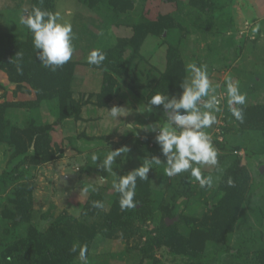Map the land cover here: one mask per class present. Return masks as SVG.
<instances>
[{
    "label": "rangeland",
    "instance_id": "1",
    "mask_svg": "<svg viewBox=\"0 0 264 264\" xmlns=\"http://www.w3.org/2000/svg\"><path fill=\"white\" fill-rule=\"evenodd\" d=\"M133 1L131 7L116 13L108 0H53L52 13L60 14L58 22L72 25L74 98H89L100 89L104 71L89 66L87 60L93 49L130 37L134 24L154 21L159 14L171 13L175 23L161 34L146 36L139 57L133 61L136 69L134 67V76L130 74L132 81L112 74L118 83L107 107H97L94 98L90 97L91 102L81 108L79 120L68 119L55 125L52 139L53 147L59 149V157L30 167L26 176L33 195V222H39L41 228L47 225L42 214L55 217L66 210L81 217V206L95 189L105 194L101 211L107 210L115 189L113 183L118 182L120 176L140 167L144 158L151 159L152 156L162 161L148 173L153 212L156 213L159 203L169 201L174 185L172 180L167 179L164 171L166 156L155 139L158 129L168 121L149 110L140 97L147 92L148 84L152 86L158 74L164 71L167 46L176 47L181 53L186 78L189 76L187 66L196 64L206 70L215 89L197 102L202 108L211 97L217 99L220 110L214 112L216 123L204 129L210 135L212 144L214 138L224 140L223 127L229 126L232 121L230 114L225 112L229 106V80L238 83L240 92L246 95L245 104L264 103V0H206L209 6L205 12L198 11L188 0ZM29 5L30 0H0V57L5 46L4 34H12L18 39L25 37L26 25L21 23V16ZM0 83H7L6 74L2 71ZM7 88L3 96L4 89L0 87V101L33 98L32 93L19 91L13 96L11 90H14V85ZM55 106L54 101L43 102L34 110L13 106L6 110V118L19 128L24 127L30 117L39 123H52L58 117ZM112 106L122 107L123 115L117 119L110 117L108 109ZM152 128L157 131H152ZM123 146H127L129 151L116 158L113 170L103 169L101 164L108 152ZM250 146L248 152L241 149L236 153L248 169L250 185L234 229L226 243L206 245L198 259L201 264H255L253 253L264 248V148L261 147L264 144L253 142ZM215 149L217 153H224L225 163L230 155H235L230 150ZM10 154L9 147L5 143L0 144V173L8 166ZM93 155L99 157L97 161L92 160ZM225 163L218 167V171L215 165H195L200 167L203 177L211 178L212 184L199 196L198 192L204 187L193 180L192 183L197 186L195 193L188 200L178 197L174 210L177 216L182 213L201 217L206 212L205 202L214 200L210 196ZM11 187L10 184L5 189L0 187V240L8 235L6 228L10 223L1 215V210L4 206L11 207L8 201ZM90 220L99 221L100 217L95 215ZM177 222L181 232L186 233L187 225L180 220ZM156 224L157 218L152 221L147 219L144 223L136 222L137 228L127 236L119 234L104 238L97 235L90 256L86 258L87 264H146L137 246L145 240V232L152 230ZM24 232L23 226L19 233ZM238 248L242 252L234 254ZM154 256L160 264L189 262L185 257L171 255L166 248L159 249ZM76 261L85 264V260Z\"/></svg>",
    "mask_w": 264,
    "mask_h": 264
},
{
    "label": "trees",
    "instance_id": "2",
    "mask_svg": "<svg viewBox=\"0 0 264 264\" xmlns=\"http://www.w3.org/2000/svg\"><path fill=\"white\" fill-rule=\"evenodd\" d=\"M98 2V0H94ZM114 12H123L133 5V0H108ZM94 2V3H95ZM191 6L198 11L205 12L208 5L206 0H188ZM53 0H30V5L24 13L26 17L34 7L52 13ZM171 13L159 14L154 21L136 23L132 26L130 37L120 38L114 44H107L98 50L105 54V60L100 65L89 64L104 71L100 89L91 94L97 107H107L114 97L117 77H127L132 81L135 64L133 61L139 57L140 47L149 34H161L164 30L174 25ZM5 46L0 57V71L6 74L7 83H0L4 89L3 96L8 91V85H14L12 95L16 91L32 93L29 100L0 101V144L5 143L11 150L10 162L0 173V187L6 188L10 184V208L4 206L1 215L9 221L6 228L7 237L0 240V264H79L80 248L86 247V258L97 235L104 238H113L119 234L127 236L137 227L135 223H144L147 219L157 218V224L146 233L145 240L137 247L146 264H160L154 255L161 248L173 256L185 257L187 264H201L199 257L205 251L208 243H226L228 236L234 229L238 213L245 202L246 193L250 185V174L245 165L241 163V156L236 153L243 149L251 150L253 142L264 144V103L235 105L243 111V121L237 120L228 107L226 114H230L232 121L229 126H224L222 134L224 140L213 139L215 148L230 150L235 155L229 156V161L223 162L224 153H217L216 170L224 165L218 174L216 187L211 194L212 201H206V212L201 217H190L185 214L175 213L178 197L188 200L194 195L197 187L192 181L196 180L191 171L182 172L172 180L174 185L169 201L159 203L156 213L153 212L150 198V176L148 179L137 178L134 202L136 207L121 209V195L115 189L110 198L108 209L101 211L102 207H94L93 201L104 202L105 194L97 189L91 193L81 206L80 216L61 211L55 217L41 215L47 220V225L39 226L33 222V195L31 185L26 180L30 167L37 166L59 157L54 148L52 132L56 124L65 120H79L81 108L85 103L91 102L89 98H74L72 79L75 61L70 59L63 66L46 68L41 63L38 53L33 45V34L26 26L25 37L18 39L12 34H4ZM17 53L20 54L19 59ZM17 65L20 71L17 70ZM136 69V67H135ZM186 67L181 53L176 47L167 46L166 64L164 71L158 74L155 83L140 97L147 108L168 121L163 106H154L151 98L157 94L168 95L171 100L178 99L182 92L181 84L186 79ZM134 76V75H133ZM131 87L130 84H128ZM54 101L58 117L52 123H39L30 117L24 127L12 125L6 118L9 107H23L25 110L38 109L41 103ZM234 107V106H233ZM184 113V109L179 110ZM174 126V125H173ZM175 127V126H174ZM179 132L181 129H176ZM229 135L230 137H225ZM262 149L264 148L261 146ZM227 157V156H226ZM195 166V165H194ZM218 171V170H217ZM229 179L233 181L228 184ZM197 181V180H196ZM209 188L205 186L200 190L199 196ZM1 189V188H0ZM95 215L99 221L90 220ZM165 218L174 219L172 224H166ZM88 219V221H87ZM187 225V232H181L179 223ZM25 227V232L20 234V228ZM241 248L236 250L238 254ZM255 264H264V248L253 253Z\"/></svg>",
    "mask_w": 264,
    "mask_h": 264
},
{
    "label": "clouds",
    "instance_id": "3",
    "mask_svg": "<svg viewBox=\"0 0 264 264\" xmlns=\"http://www.w3.org/2000/svg\"><path fill=\"white\" fill-rule=\"evenodd\" d=\"M59 13H51L34 7L28 15L21 16V23L26 25L33 34V45L39 49V59L44 67L52 68L63 66L72 56V25L69 22H58ZM20 54L17 53L19 59ZM105 54L93 49L87 57L88 63L100 65L105 60ZM17 70L20 71L19 65ZM189 76L181 84L182 92L179 98L169 99L168 95L160 93L155 94L150 103L154 106H163L164 110L176 109L177 111L168 115V123L160 127L155 137L156 142L161 146L163 154L166 156L165 174L169 177L178 175L182 172L191 171L201 187L211 186L210 177L202 176L201 169L194 165H215L217 164V150L214 148L210 135L204 129L210 128L216 123L214 112H218V102L215 96L207 100L202 108L198 106L201 97L209 96L212 88L210 79L205 69L198 67L196 64L187 66ZM228 105L232 115L240 121H243V111L241 108L233 105H244L246 95L239 90L238 83L230 80L227 82ZM122 107L112 106L108 112L110 117L117 119L123 115ZM184 109L186 114H180L179 110ZM203 109V110H202ZM173 125L175 127H173ZM176 129H181L178 133ZM127 146L111 150L104 157L101 167L107 171H112V166L121 153H127ZM97 155L92 156L93 161L98 160ZM162 161L157 156L151 159L144 158L140 167L128 172L126 175L119 177L118 182L113 183L115 190L120 193L121 209L134 208L135 188L137 178L148 179V173L153 166L161 165ZM233 181L229 179L228 184L231 186ZM87 191V189H85ZM94 207H103L102 202L93 201ZM86 247L80 248V258L86 259Z\"/></svg>",
    "mask_w": 264,
    "mask_h": 264
},
{
    "label": "water",
    "instance_id": "4",
    "mask_svg": "<svg viewBox=\"0 0 264 264\" xmlns=\"http://www.w3.org/2000/svg\"><path fill=\"white\" fill-rule=\"evenodd\" d=\"M165 111H166V114H167V117H168V115H171V114L175 113L177 110L176 109H171V110H165ZM180 114H186V112L180 113ZM242 164H243V162H242ZM172 221H173V219L165 218V222L168 225L171 224Z\"/></svg>",
    "mask_w": 264,
    "mask_h": 264
}]
</instances>
